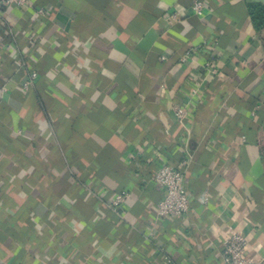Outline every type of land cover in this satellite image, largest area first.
<instances>
[{"label": "crops", "instance_id": "1", "mask_svg": "<svg viewBox=\"0 0 264 264\" xmlns=\"http://www.w3.org/2000/svg\"><path fill=\"white\" fill-rule=\"evenodd\" d=\"M195 1L0 6V264H224L234 233L264 264L263 41L246 0Z\"/></svg>", "mask_w": 264, "mask_h": 264}, {"label": "built area", "instance_id": "2", "mask_svg": "<svg viewBox=\"0 0 264 264\" xmlns=\"http://www.w3.org/2000/svg\"><path fill=\"white\" fill-rule=\"evenodd\" d=\"M29 0H0V6L11 7L16 6L23 8L27 6ZM192 10L195 14L202 16L205 12L203 1L196 0ZM168 20L171 22L177 18L176 13H169ZM193 54V49H188L181 57V63H187ZM211 64V63H208ZM209 66V65H207ZM217 68L213 71L217 72ZM37 74L32 73V78H36ZM28 85V83H27ZM194 93L198 90L194 89ZM189 111V107L185 104L175 106V112L179 119H184ZM148 181L153 185L163 189L164 197L157 205V215L160 217H176L189 212L191 205V196L187 190L185 183V175L182 171L170 163H164L156 169V171L148 177ZM110 203L115 211H123L127 200V193H117L112 195ZM248 242L240 233H234L228 240L223 251L224 264H254L247 254Z\"/></svg>", "mask_w": 264, "mask_h": 264}, {"label": "trees", "instance_id": "3", "mask_svg": "<svg viewBox=\"0 0 264 264\" xmlns=\"http://www.w3.org/2000/svg\"><path fill=\"white\" fill-rule=\"evenodd\" d=\"M246 3L252 23L257 32L261 35L264 45V38L262 37V32L264 31V1L246 0Z\"/></svg>", "mask_w": 264, "mask_h": 264}, {"label": "rangeland", "instance_id": "4", "mask_svg": "<svg viewBox=\"0 0 264 264\" xmlns=\"http://www.w3.org/2000/svg\"><path fill=\"white\" fill-rule=\"evenodd\" d=\"M262 37L264 38V31L262 32ZM261 141H260V144H261V151L263 153V156H264V125L262 127V131H261Z\"/></svg>", "mask_w": 264, "mask_h": 264}]
</instances>
